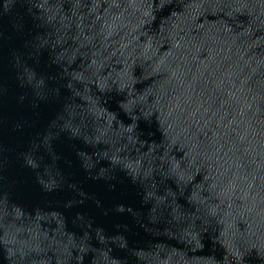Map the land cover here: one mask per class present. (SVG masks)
<instances>
[{"label": "water", "instance_id": "95a60500", "mask_svg": "<svg viewBox=\"0 0 264 264\" xmlns=\"http://www.w3.org/2000/svg\"><path fill=\"white\" fill-rule=\"evenodd\" d=\"M0 264H264V0H0Z\"/></svg>", "mask_w": 264, "mask_h": 264}]
</instances>
